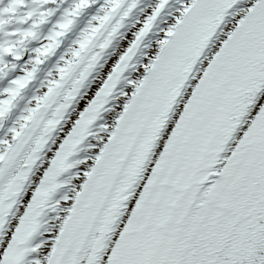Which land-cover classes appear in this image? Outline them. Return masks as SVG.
Listing matches in <instances>:
<instances>
[{"label":"snow or ice","instance_id":"snow-or-ice-1","mask_svg":"<svg viewBox=\"0 0 264 264\" xmlns=\"http://www.w3.org/2000/svg\"><path fill=\"white\" fill-rule=\"evenodd\" d=\"M0 264H264V0H0Z\"/></svg>","mask_w":264,"mask_h":264}]
</instances>
